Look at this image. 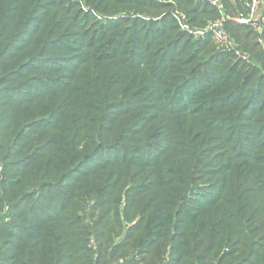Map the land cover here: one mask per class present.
Segmentation results:
<instances>
[{
    "label": "trees",
    "instance_id": "16d2710c",
    "mask_svg": "<svg viewBox=\"0 0 264 264\" xmlns=\"http://www.w3.org/2000/svg\"><path fill=\"white\" fill-rule=\"evenodd\" d=\"M165 1L84 0L92 20L0 0V264H73L68 203L85 188L100 206L119 193L126 207L125 188L147 200L143 256L118 264L156 245L152 264H264V25L224 23L250 65L212 33L193 41ZM178 1L193 28L220 16Z\"/></svg>",
    "mask_w": 264,
    "mask_h": 264
},
{
    "label": "rangeland",
    "instance_id": "374dc122",
    "mask_svg": "<svg viewBox=\"0 0 264 264\" xmlns=\"http://www.w3.org/2000/svg\"><path fill=\"white\" fill-rule=\"evenodd\" d=\"M64 1L78 3V5L81 6V10L84 13L89 14L92 20H94V17H96V19H100V17H98L95 12L92 13L91 10L85 6L84 0ZM154 1L162 2L163 0ZM199 1L200 0H194V2ZM165 2L173 5V17L177 25H179L181 31L191 36L193 41L197 42L199 41L198 39L203 38L207 33H212L211 31L204 30H207V27L212 22L219 20V22H215L214 25H219V23L222 25V31L226 37V43H224V46H222L217 43L214 38V46L212 45L214 49L233 54L236 57V61L241 60L250 65H255L257 63V61L254 60V54L242 49L240 44L237 43L236 39L227 34L224 28L226 19L233 21L238 15H243V17L247 15L245 4L248 3L249 0H238L237 3L240 5L239 7L236 6L235 3L231 2L234 6V11L235 8H237L233 16L226 15V7H223L221 0H219L221 8L223 9L222 15H220L219 18L217 17L216 19L208 20L209 22H207V25L203 28L191 27L188 22L187 15L182 11V7H184L183 3H180L178 0H166ZM260 3L262 4V11L259 10L258 12L254 13V19L259 18L260 16L264 18V0H260ZM167 11V9H161L156 13H151L149 16H159L157 17L159 19L164 14V12ZM137 12L139 11L137 10ZM222 19H224V21H222ZM94 24L95 23L91 24L89 28L92 29ZM188 28L190 31L186 30ZM252 29L259 33L262 32V28ZM254 40V38L250 39V43L252 44ZM257 40L258 42L262 41L261 50L264 51V40H262L261 37H259ZM0 152L2 153L3 151ZM8 160L10 161L11 159L8 158ZM120 184H124V187H126V185L128 184L129 186L131 182H121ZM77 194L78 195L75 198H72L68 203L70 210L67 213L68 219L66 220V224L70 225L71 231L77 236L79 242L77 243L79 248V256L73 258V264H97V262L100 264H104V262H106V264H118L134 255L137 257L143 256L142 253H140L142 252L141 249H139L140 252L137 251V245H140L143 239L148 236V232H146L141 226L143 216L142 209L147 203V200L144 196L137 198L133 195L130 197V199H128L125 188V191L122 193V195L126 196L127 200V206L125 207V201L119 197L121 195L119 193H115V195L110 199V204L104 206L96 204L97 196L89 193L87 188L78 191ZM261 234L264 233L261 232L259 235ZM3 244L4 241L0 240V245L2 246ZM158 244H163V241H159ZM120 245H126V247L116 252V254H111L114 250V247ZM157 246L158 245H156L150 254L147 255V262H145L144 259V262L140 264H152L154 262V257L152 254L157 256L160 253V251L157 249ZM164 248H166V254L162 256V260H168V256L171 254V251L169 246L162 247L161 251Z\"/></svg>",
    "mask_w": 264,
    "mask_h": 264
},
{
    "label": "built area",
    "instance_id": "2783aa9c",
    "mask_svg": "<svg viewBox=\"0 0 264 264\" xmlns=\"http://www.w3.org/2000/svg\"><path fill=\"white\" fill-rule=\"evenodd\" d=\"M207 1L211 5L215 6L219 14L222 15L223 9L221 8L219 0H207ZM245 5L247 9V15L245 17H243V15H238L233 21L237 24L250 26L254 29L262 28L264 25V21H263L264 18L260 16L259 18L254 19L253 17L254 13L258 12L259 10L262 11V4L260 3V0H249V2L246 3ZM182 20H185V19H182ZM222 21H224V19H222ZM215 22H219V20ZM215 22H212L207 27V30H204V31H211L214 35L216 42L224 46V43H226V37L222 31V25L220 23L219 25H214ZM186 30L190 31L189 28Z\"/></svg>",
    "mask_w": 264,
    "mask_h": 264
}]
</instances>
